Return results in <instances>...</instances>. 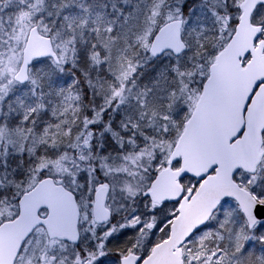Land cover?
<instances>
[{
  "label": "snow or ice",
  "instance_id": "6c2138e0",
  "mask_svg": "<svg viewBox=\"0 0 264 264\" xmlns=\"http://www.w3.org/2000/svg\"><path fill=\"white\" fill-rule=\"evenodd\" d=\"M0 264H264V0H0Z\"/></svg>",
  "mask_w": 264,
  "mask_h": 264
}]
</instances>
